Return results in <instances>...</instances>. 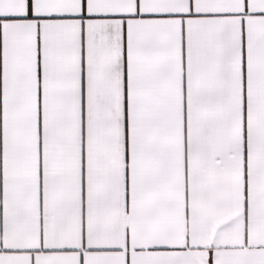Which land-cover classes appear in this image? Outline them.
<instances>
[{
  "label": "snow or ice",
  "instance_id": "1",
  "mask_svg": "<svg viewBox=\"0 0 264 264\" xmlns=\"http://www.w3.org/2000/svg\"><path fill=\"white\" fill-rule=\"evenodd\" d=\"M0 264H264V0H0Z\"/></svg>",
  "mask_w": 264,
  "mask_h": 264
}]
</instances>
